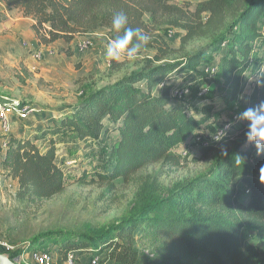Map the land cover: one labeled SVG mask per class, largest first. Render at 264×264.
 I'll use <instances>...</instances> for the list:
<instances>
[{"label":"trees","instance_id":"16d2710c","mask_svg":"<svg viewBox=\"0 0 264 264\" xmlns=\"http://www.w3.org/2000/svg\"><path fill=\"white\" fill-rule=\"evenodd\" d=\"M4 1L9 9H20L32 19L31 28L41 45L48 46L60 39L71 42L77 35L100 28L107 29L109 40L113 39L122 32L113 29L112 18L124 12L129 26L141 28L151 36L143 50L155 49L153 56L145 58L142 67L87 90L77 104L58 115L53 113L52 122L36 130L32 138L10 135L2 162L7 175L18 182L16 196L21 201L34 202L65 190L64 165L67 164L58 161L55 138L64 130L74 139L102 142H107L113 133L118 134L108 151L110 174L100 171L101 179L127 180L138 170L161 161L181 165L186 158L178 152V147L186 146L189 139L202 133L201 127L217 111V104L207 94H198L202 85L211 82L198 68L210 62H207L208 56L215 55L223 42H227V49L219 54L218 77L228 89L229 98L236 100L247 91V108L264 100V87L258 86V81H264V59L253 53L264 44L260 30L264 0H251L247 7L234 10H238L231 24L235 33L226 30L207 48L177 59L168 57L171 49L157 32L158 27L162 24L181 27L186 32L185 40L205 30L216 32L225 25L237 0H204L195 11L170 0ZM206 12L210 16L204 21ZM2 19L0 12V23ZM182 72L186 73L182 80L185 84L195 83L196 90L189 98L172 96L178 82H162L167 74L177 76ZM250 76L254 82L247 88ZM204 78L206 82L201 83ZM3 99L10 100L0 96ZM192 99H198L200 104L197 112L191 107ZM33 115L35 121L44 119L43 114ZM220 123L211 126L214 131ZM246 124L235 126L242 129V138H245ZM45 138L48 146L41 148L36 144ZM241 141L228 135L201 145L200 153L204 156L217 146L227 148L219 154L211 171L167 198L145 204L100 233L45 231L35 235L20 251L52 243L63 253L70 247L88 256L106 252L104 256L112 264H264V173H260L264 154L257 155L253 145L247 144L246 139ZM237 155L244 160L239 165L235 163ZM240 184L245 186L243 198L237 195ZM138 230L141 237L136 234ZM248 230L259 234L262 247L248 240ZM147 237L159 244L150 250L141 246V240ZM0 252L9 253L13 260L20 253L1 246Z\"/></svg>","mask_w":264,"mask_h":264},{"label":"rangeland","instance_id":"374dc122","mask_svg":"<svg viewBox=\"0 0 264 264\" xmlns=\"http://www.w3.org/2000/svg\"><path fill=\"white\" fill-rule=\"evenodd\" d=\"M202 1L204 0H170L171 3L181 5L189 11H195ZM250 1L237 0L221 29L216 32L205 30L201 35L189 40L184 39L186 32L183 28L162 24L157 32L163 36L171 49L168 57L177 59L205 49L213 44L216 36H220L226 30L231 29L230 32L235 33L236 30L232 29L231 24L238 10L247 7ZM237 7L240 9L234 11ZM10 13L14 18L22 16L25 20L16 35H0V96L10 99L0 100V113L4 111L9 120L10 128L7 132L11 131L13 125L15 132L32 138L36 130L42 128L45 123L52 122L53 113L58 115L66 111L69 106L77 104L87 90L98 88L137 70L143 66L145 58L153 56L155 52V49L150 47L143 50L140 54L141 58L135 61L126 58L120 61L109 60L105 55L109 39L105 35L87 37L77 35L71 42L60 39L46 46L44 59L39 61L33 58L34 51L41 45L36 43V34L31 28L32 19L24 16L17 8L10 9ZM2 14L4 21L7 18L6 12ZM209 16L208 12L204 13L203 20L206 21ZM260 30L264 36V20ZM82 38L92 40L91 48L85 52H81L78 46ZM226 49L227 45L222 50ZM255 53L260 57L258 51ZM215 56L216 54L208 56L207 62L214 61ZM168 75L173 76L172 73L167 74L164 77L167 80ZM179 79L183 78L179 77ZM253 82L251 80L249 84L252 85ZM211 83V90L206 97L217 104L215 105L217 111L215 116L201 127L202 133L189 139L186 146L183 144L178 147L179 151H177L186 158L179 166L161 161L138 170L127 180L101 179L98 173L107 171L110 167L108 151L118 134L113 133L107 142H102L74 139L72 134L64 130L55 137L58 144V161L65 158L66 162L72 160L76 162L64 165L66 188L62 193L50 198H39L34 202L21 201L16 196L17 191L14 190V179L8 176L6 171H0V240H6L13 245V253L20 252L15 256L14 261L17 264H35L28 250L23 252L20 250L39 233L51 230L100 233L145 204L167 198L183 185L211 171L219 154L227 148L226 145L217 146L206 156L200 153L201 145L215 132L211 126L228 120L233 114H240L247 108V91L239 95L236 100H231L228 89L223 86L219 77ZM192 84L193 90H196L195 83ZM197 102L198 99H192L190 102L196 112L200 107ZM23 103L33 105L37 110L36 114H43L44 119L35 121L33 114L27 117L19 116L15 110ZM2 106H5L4 109L1 108ZM12 116L21 119L22 122L13 124ZM244 122L246 121L241 120V124ZM241 130L237 128L231 135L236 140L245 142ZM0 138H7L1 126ZM36 144L45 148L48 146V138L39 140ZM2 158L3 156L0 155V159ZM61 165L63 166L62 163ZM245 194V186L240 184L238 198H243ZM136 234L138 237L142 235L140 230ZM149 234L148 236H151ZM246 237L254 245L263 246L258 233L248 230ZM157 244L159 243L148 237L140 242L141 246L149 250ZM53 246L50 243L47 247L39 246V248ZM69 249L74 250L73 247ZM104 254L106 252L101 254L103 258ZM87 256L83 258L86 259ZM103 264H105L104 260Z\"/></svg>","mask_w":264,"mask_h":264},{"label":"built area","instance_id":"2783aa9c","mask_svg":"<svg viewBox=\"0 0 264 264\" xmlns=\"http://www.w3.org/2000/svg\"><path fill=\"white\" fill-rule=\"evenodd\" d=\"M227 45V42H223L216 53V57L219 59V54L225 50H222L224 46ZM45 46V47H44ZM47 45H41L33 53V58L36 60H43L44 59V52ZM79 50L81 52H85L89 50L92 46V40L91 39H83L79 42ZM258 51V54L261 58L264 59V46L257 47L253 50V53ZM200 71L207 74L208 78L213 81L216 79L219 75V63L218 60L210 61L209 63H203L199 68ZM170 76V75H169ZM253 80L254 77H251L249 81ZM249 81L248 86L249 88ZM211 90V82L204 84L201 86L200 90L198 91L199 95L208 94ZM193 89H192V83H184L182 80L178 82L175 87L172 90V96L177 98H189L192 95ZM5 106H2L1 108L4 109ZM19 116L27 117L30 114H32L35 111V108L33 105H30L28 103H23L20 105V108L15 110ZM239 114H233L230 119L224 120L220 123L218 129L212 134L209 140H206L202 145H209L211 142L219 139L223 136L231 135L232 132L236 129L235 126L241 123V120L238 119ZM230 125V127H228ZM0 126L1 130H3L4 133L7 134V131L9 130V120L6 117L4 111L0 113ZM8 148V142L0 143V151L2 150V153L6 152ZM75 163V160L66 162L67 165H70ZM0 246L5 248L6 250L13 251L14 246L11 245L6 240H0ZM30 258L34 261L35 264H103V260L105 261V264H112L111 261L108 259V257L104 256V258L101 256V254H93L87 256V258H83L78 256L77 250H67L66 252H62V250L59 247L53 246L52 248H33L28 251ZM58 257V258H57Z\"/></svg>","mask_w":264,"mask_h":264},{"label":"clouds","instance_id":"9594fccd","mask_svg":"<svg viewBox=\"0 0 264 264\" xmlns=\"http://www.w3.org/2000/svg\"><path fill=\"white\" fill-rule=\"evenodd\" d=\"M112 27L117 33L122 32V34L108 41L105 49L106 57L115 61H120L122 58L135 61L141 58L140 54L150 42L151 36L141 28L129 26L128 16L124 12L113 16ZM168 77L171 78V76ZM258 86L264 87V81H258ZM238 119L247 122L244 133L246 143L255 147L257 155L264 154V100L253 107L246 108L239 114ZM242 162H244L242 157L237 155L235 163L239 165ZM260 173H264V164L260 166Z\"/></svg>","mask_w":264,"mask_h":264},{"label":"crops","instance_id":"0c3cea01","mask_svg":"<svg viewBox=\"0 0 264 264\" xmlns=\"http://www.w3.org/2000/svg\"><path fill=\"white\" fill-rule=\"evenodd\" d=\"M6 12V19L4 20V21H1V23H0V35H4V36H12V35H16V33H18L20 30H21V26H22V22L25 20V17H19V18H14V17H12L11 16V13H10V9H9V6L6 4V2L4 1V0H0V12ZM31 24H32V21H31ZM92 35H94V36H102V35H105L108 39H109V37H108V30L107 29H105V28H100V29H97V30H95L94 32H89V33H86V34H84V37L86 36H92ZM82 39H84V38H82ZM85 39H88V38H85ZM36 43L37 44H39V40H38V38H37V36H36ZM81 41V40H80ZM57 42V41H56ZM55 43V42H54ZM53 44V43H52ZM41 45V44H40ZM216 57V56H215ZM217 60V57L215 58V61ZM169 76V75H168ZM177 77H182L184 80H185V78H186V73L185 72H182V73H180V74H178L177 76L175 75V74H173V76L171 77V78H168V80L170 79V81L172 80V81H174V82H180L181 81V79H177ZM182 79V80H183ZM167 80V78L165 79H163V83L164 82H166V81H168ZM206 82V79L204 78L203 80H202V82L201 83H205ZM212 82V81H211ZM160 86V85H159ZM211 86H212V83H211ZM226 88V87H225ZM227 89V88H226ZM201 103V102H200ZM36 112H37V110H35L32 114H36ZM32 114H30V115H32ZM29 115V116H30ZM45 117V116H44ZM12 118V123L13 124H16V123H20V122H22V120L21 119H18L17 117H15V116H12L11 117ZM12 133H16V134H19L18 132H15L14 131V129H13V125H12V127H11V131H9V132H7V134L6 133H4L3 132V134H5V136H7V138H4V139H2V138H0V143L2 144L3 142H8L9 143V140H10V135L12 134ZM9 136V137H8ZM4 152L2 153V150L0 151V155H2V156H4ZM60 160H62V161H65V158H62V159H60ZM0 171H2V172H5L6 170H5V166H4V164H3V162H2V159H0ZM14 184H15V191H17L18 190V182H17V180H14ZM78 252V256H80V257H82V256H85V254L84 253H82V254H79L80 252L79 251H77Z\"/></svg>","mask_w":264,"mask_h":264},{"label":"water","instance_id":"95a60500","mask_svg":"<svg viewBox=\"0 0 264 264\" xmlns=\"http://www.w3.org/2000/svg\"><path fill=\"white\" fill-rule=\"evenodd\" d=\"M0 264H17L7 252H0Z\"/></svg>","mask_w":264,"mask_h":264}]
</instances>
